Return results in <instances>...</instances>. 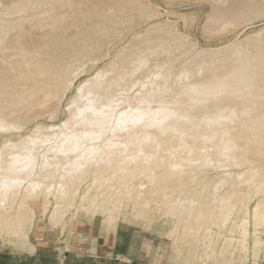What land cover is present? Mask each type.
Masks as SVG:
<instances>
[{
	"label": "bare ground",
	"instance_id": "1",
	"mask_svg": "<svg viewBox=\"0 0 264 264\" xmlns=\"http://www.w3.org/2000/svg\"><path fill=\"white\" fill-rule=\"evenodd\" d=\"M146 3L0 0V127H21L31 117L54 115L75 75L72 71L92 59L87 56L92 50L95 56L103 40L94 38L83 59L67 61L79 54L84 47L82 41L88 42L93 35H102L120 23L91 11L124 6L141 8L144 16L150 9ZM247 5L250 9L256 6L252 0H236L220 15L237 16ZM55 6L85 9L90 17H82V10L62 13ZM166 33L157 28L138 43H127L115 55V68H102L79 86L75 99L67 104L66 119L61 125L37 123L33 132L22 135L17 142L5 141L0 148V235L5 231L13 237L29 233L37 218L30 202H42L40 219L47 215L57 222L61 206L71 204L88 177L87 188L95 190L89 207L98 193L117 189L114 182L127 179L144 164L164 168V177L158 182L165 181L168 173H180L178 178L193 173L189 180L195 181L193 168L212 162L200 158L208 154L209 148L217 154L214 169L240 166L245 168L242 173L253 175L247 185L241 183L216 198L218 212L225 214L233 209L244 187L264 182V145L257 140L264 137V39L231 43L209 52L212 58L204 61L199 59L200 50L184 44L173 51L177 58L174 63L157 69L159 61L153 54L158 52L159 41L171 40ZM70 49L72 53L66 56ZM47 74L53 76L40 82ZM134 86L137 88L129 97ZM82 88L84 96L91 93L99 114L85 112L83 119H76L78 110L89 106L81 97ZM70 105L76 108L70 109ZM136 119L140 122L133 123ZM63 125L67 126L63 129ZM179 150L187 153L185 158L177 156ZM244 156L249 160L242 161ZM218 172L212 180L216 186L220 179L231 178V169ZM88 192L80 197H87ZM50 196L55 198L54 203ZM6 201L4 210L2 204ZM252 210V217L264 226V201L256 203ZM28 213L31 216L25 220ZM105 216L109 223L116 221L112 213ZM232 225L239 234L234 240L242 245L248 235V219L233 220ZM253 230L257 232V227ZM253 235L254 244H264Z\"/></svg>",
	"mask_w": 264,
	"mask_h": 264
},
{
	"label": "rangeland",
	"instance_id": "2",
	"mask_svg": "<svg viewBox=\"0 0 264 264\" xmlns=\"http://www.w3.org/2000/svg\"><path fill=\"white\" fill-rule=\"evenodd\" d=\"M48 1L37 0V3ZM235 1L146 0L148 2L146 5L150 9L148 14L144 16L143 12L141 13V8L139 10L124 6L116 9L106 6V9L101 11L100 9L91 11L93 14L97 13L120 23L113 24L102 35L96 34L99 33L96 31V35L90 37L88 42L82 41L84 47L76 55L79 58H75V56L67 61L70 63L83 59L87 55L88 47L92 46L90 42L94 38L103 40V43L98 46L100 50L95 49V56H93L94 51L92 50L93 53L87 57L93 58L87 59L82 67L76 68L77 71H72L75 75L69 88L63 92L62 101L54 115L52 117H31L21 127L8 128L7 125L0 127V148L7 140L17 142L22 135L33 132L34 125L37 123H43L45 126L52 124L58 127L61 125L66 119L67 104L75 99L79 86L100 69L112 70L115 68L116 65H112L115 55L127 43H138L142 36L154 29L167 31L166 34L170 35L171 39L159 41L158 52H153V56H156L159 61L158 66H156L157 69L174 63L177 58L173 55V51L184 44H191L194 50H200L199 59L204 61L212 58L209 52L230 46L231 43L239 41L244 44L243 39L255 41L264 39V0H252L256 6L251 9L250 5L245 6L244 12H240L237 16L220 15L224 8L229 9L227 7H231ZM32 8L28 10L30 11ZM55 8L57 11L67 14L80 13L82 10L81 13L87 15L83 14L82 17L87 19L90 17L89 12H85V9L76 11L73 10L75 9L73 6L68 8L67 6L62 8L55 6ZM10 16L13 17L14 14ZM103 44L105 45L103 46ZM102 47L104 52L100 53ZM66 52L64 51L66 56H69V52L72 53L71 49ZM48 75L43 76L45 78L42 77L40 82H44L45 79L48 80L53 76ZM136 88L137 86H134L129 90V97ZM65 126L67 125H63L62 128L64 129ZM60 129L58 132L61 131ZM257 140L264 145V137L261 136ZM197 151L198 148L195 147L194 152ZM208 151V154L204 152L206 155L200 158H207L212 162L200 168H193L195 181L189 180L193 173L182 174L181 178H178L180 173H168L165 181L158 182L161 177H164L162 173L164 168H151V164H144L143 168H137L133 173L131 172L132 174L130 173L131 175L129 174L127 179H119V182H114L117 189H106L105 192L98 193L91 207H89L90 195L92 196L95 190L93 187L87 188L90 179L88 177L78 187L71 204L61 206V215L57 222L50 220L46 215L47 213L40 219L42 202H30L37 215L33 227L37 224L40 226L47 224L57 228L63 234L69 227H88L91 224L109 227L116 223L118 226L129 230V235H134V247L148 248L152 255L157 253L158 256L156 257L162 264H264V244L259 243V245L253 242V234L259 240H264V226L259 223V220L252 217L254 205L264 201V182H253L248 187H244L233 209H228L225 214L218 212L216 198L225 196L236 186H241V183L247 185L253 175L250 174L251 172L242 173L245 168L240 169V166L225 167L222 170H232L231 178L220 179L218 184L221 187L217 188L218 184L216 186L212 180L219 175L218 171L222 170L213 167V162L217 159L216 150L209 148ZM186 155L187 153L183 150H179L177 154L179 158H185ZM5 158L7 159V156ZM223 158L227 157L223 156ZM248 160L249 158L244 156L242 161ZM236 161L238 163L241 160ZM238 172L242 173L239 177L237 176ZM87 191H89L87 197H80ZM50 197L51 203H54L55 198ZM5 203L6 205H3ZM3 204V209H7L8 202ZM15 205L16 203H13V206ZM203 205L205 209L201 208ZM192 208L193 211L191 212ZM193 212H196V215ZM108 213L116 216L115 222H108V218L105 216ZM30 216L29 213L26 214L25 220L29 219ZM244 217L248 219V235L240 245L234 240L239 234L236 233V228L232 222L237 219L239 221ZM254 226L257 227L255 233H253ZM33 227L29 233L22 236L13 237L11 233L7 234L5 231L0 235V243L3 247L9 248L17 245L14 242L28 243L29 240H32ZM229 237L233 239L229 240Z\"/></svg>",
	"mask_w": 264,
	"mask_h": 264
},
{
	"label": "crops",
	"instance_id": "3",
	"mask_svg": "<svg viewBox=\"0 0 264 264\" xmlns=\"http://www.w3.org/2000/svg\"><path fill=\"white\" fill-rule=\"evenodd\" d=\"M31 233L28 243H0V264H162L157 253L134 247V235L116 223L69 227L63 234L37 224Z\"/></svg>",
	"mask_w": 264,
	"mask_h": 264
},
{
	"label": "snow or ice",
	"instance_id": "4",
	"mask_svg": "<svg viewBox=\"0 0 264 264\" xmlns=\"http://www.w3.org/2000/svg\"><path fill=\"white\" fill-rule=\"evenodd\" d=\"M83 93H84V89L82 88L81 89V97L83 99L87 100L89 106L80 108L78 110V115L75 117L76 119H83L85 112L96 113V108L94 106V101L92 100L91 93L89 92L88 96H84ZM75 108H76L75 105H70V109H75ZM102 111H103V109H101V112ZM96 114L98 115L99 113H96ZM141 119H142V117H141ZM139 122H140L139 119L133 120V123H139Z\"/></svg>",
	"mask_w": 264,
	"mask_h": 264
}]
</instances>
